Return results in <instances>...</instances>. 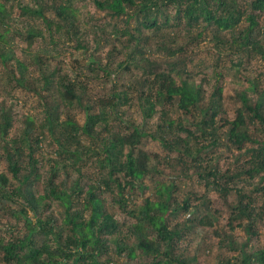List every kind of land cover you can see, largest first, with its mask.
I'll return each mask as SVG.
<instances>
[{
    "label": "trees",
    "instance_id": "trees-1",
    "mask_svg": "<svg viewBox=\"0 0 264 264\" xmlns=\"http://www.w3.org/2000/svg\"><path fill=\"white\" fill-rule=\"evenodd\" d=\"M9 1L16 3L20 14L41 19L51 37L53 32L65 30L80 40L82 27L71 9L73 0H54L59 1L57 7L45 3L36 8L22 5L19 0H0V27L5 25ZM90 1L112 19L125 23L119 29L115 21L112 28L116 36L125 37L121 49L134 70L121 68V61L102 67L92 54L86 60L87 74L80 69V75L92 76L104 84L110 83L111 76L119 80L117 76L125 71L137 74L125 84L113 83L109 93L94 102L78 79L65 81L57 71L48 73L49 67L39 55L32 57L35 63H26L6 54L0 33V77L36 93L45 114L38 131L30 115L22 117L23 133L17 136L13 134L11 116L0 111V141L4 143L0 147L7 167L0 173V217L22 218L24 225L23 232L7 240L0 238V264H118L119 258H126L128 264H203L199 253L189 254L181 243L197 227H213L221 213L210 207L205 196L182 192L177 180L187 178L189 171L203 180L207 192L216 193L222 200L230 192L235 196L234 204L226 207L227 230L212 232L218 249L224 253L215 264H264V244L259 248L249 245L250 239L257 237L252 228L264 215V185H260L264 181V92L256 93V81L250 83V88L234 92V116L228 118L221 103L222 67L217 64L226 50L247 57L257 54L264 59L260 40L264 29L258 21L264 12V0H242L241 8L237 0ZM52 8L62 24L45 18L44 12ZM130 21L133 25L128 28ZM242 22L245 26L239 29ZM180 25L185 35L181 43H176L172 28ZM35 32L32 27L26 30L27 47L38 35ZM100 32L105 34L103 28ZM204 33L217 48V69L196 81L189 68L193 56L190 48ZM221 33L226 34L225 40L219 37ZM145 45L155 57L145 53ZM11 60L16 64L14 72L9 69ZM32 66H38L43 81L40 87L29 74ZM52 78H56V98L50 91ZM246 90L257 95L253 101L248 100ZM129 97L138 103L143 120L156 116L153 129L132 119L124 121L120 105ZM59 104L67 109L64 119L59 118ZM75 106L84 112L83 124L70 114ZM43 127L51 134L49 142L56 150L44 174L37 167L36 154L46 137ZM81 133L91 143H83ZM223 136L241 152L232 160L233 165L225 164L220 169L226 158L212 149L220 145ZM147 137L166 151L161 160L150 157L140 147ZM244 143L250 146L243 147ZM171 153L175 156H168ZM88 163L95 169L84 175L80 170ZM161 165L167 169L166 175L159 170ZM74 172L78 175L73 177ZM157 175L160 178L154 179ZM255 177L257 183L248 190L237 187ZM147 178L153 180L151 187L143 183ZM147 190L148 196L138 203ZM258 198L260 204L255 206ZM6 201H14L18 207L11 208ZM55 202L64 209L60 224L46 215ZM179 216L188 218L178 221ZM236 228L243 238H234Z\"/></svg>",
    "mask_w": 264,
    "mask_h": 264
},
{
    "label": "rangeland",
    "instance_id": "rangeland-1",
    "mask_svg": "<svg viewBox=\"0 0 264 264\" xmlns=\"http://www.w3.org/2000/svg\"><path fill=\"white\" fill-rule=\"evenodd\" d=\"M18 2L30 8H36L39 4L44 5L45 3H53L56 7L59 4V1L55 3L54 0H39V2L37 0H19ZM236 4L238 8H241L243 1L237 0ZM71 9L74 11L77 16L78 23L81 24L82 27L79 35L80 40L76 39L71 34L68 35L65 30H61L59 34H54L53 32L52 39L45 23L42 22L41 19H32L29 15L20 14L14 1H9L6 5L8 15L4 20L5 25L0 27V33L3 34L4 42L7 46L5 49L6 54H12L17 60L26 63H35L36 61L35 59H32V57L36 54L39 55L42 63L48 65V73L53 70L55 72L57 71L58 75L63 76L65 81L78 79L84 89H87V94H89L88 97L94 102L96 98L104 97L108 94L113 83H117V85L125 84L128 80H132V77L137 75H129L127 73L130 72L125 71V74H119V76H117L120 78L119 80H117L115 76H111L110 83L105 82L104 84L96 82L92 79V76L80 75L82 71L87 74L88 70L85 67L86 60L92 54H95L96 57L99 58L102 67L105 65L111 66L112 62L113 64H116L119 61L122 62L121 68H123V66H128V61L123 55V49H121V43L124 41L125 37L116 36L112 28L115 21L119 29H123L125 27V23L122 20L112 19L107 13L98 9L90 0H73ZM257 14L259 15V13ZM44 16L47 20H52L55 23L62 24L60 18L56 16V12L53 8L46 10L44 12ZM258 21L261 28L264 29V12L259 15ZM132 25L133 24L130 21L128 28ZM244 26L245 23L242 22L238 27L241 29ZM29 27L35 29V33L38 32V35L34 38L31 47H27L28 43L24 39L26 35L25 32ZM102 28L105 31L104 35L100 32ZM172 29L177 38L176 43H181L182 38L185 35L181 25L178 28ZM192 34H195V32L193 31ZM225 35V33H221L219 34V37L225 40ZM161 37V34L157 36L159 39ZM211 39L212 38L207 33H204L201 37H199V40H196L197 44L195 46L192 45V47H194L190 48V54L193 56L192 62L189 64V68L192 70V75L195 76L194 80L196 81L209 75L212 69H217V66L215 65L217 48L213 46L214 43ZM260 40L262 44H264V32L261 34ZM143 48L147 50L145 53L151 58L155 57V53H148L147 45ZM117 52H120V55H118ZM158 57L161 59L160 56ZM220 57V61L217 64H220V67H222V70L220 71L222 74L220 82V86L222 87L221 103L222 107L226 110L228 118H232L234 116V106L236 104V101L234 100V92H239L245 87L250 88V83L253 81H256L258 84L255 87L256 93L262 91L264 92V59L259 57L257 54H251L247 57L245 54H234V52L230 50H226V53L222 54ZM8 65L10 66L9 69L14 72L16 67L14 60L9 61ZM235 66H237V68ZM37 68L32 66L28 69L30 76L35 79V85L40 87L42 86L43 81ZM128 68L134 70L132 67L128 66ZM80 69H82V71H79ZM218 69H220L219 66ZM55 79L56 78H52L50 80V91L54 98H56V87L54 85ZM203 86H205V83ZM42 94L44 95L45 93L42 92ZM245 94L249 101H253L257 96L251 90H246ZM1 110L7 112L11 116L14 121L12 124L14 129L13 134L17 136H20L22 135L21 133H23L22 130L24 128V121L22 120V117L27 114L30 115L34 119L35 130L38 131L39 124L44 121L45 116L44 107L40 104L39 97L36 93L15 86L13 80L4 76L0 77V111ZM120 110L122 111L124 121L132 119L137 124L144 123L143 125L146 129L154 128L156 116L143 120L138 103L133 97H129L127 103L121 104ZM57 111L59 112V118L64 119L65 114L67 113L66 107L59 104ZM70 114L72 116H76V119L80 122V124L84 123L85 116L81 108L75 106L70 110ZM220 115L221 114L219 113V116ZM222 117L224 116L222 115ZM117 123L118 121H116V124ZM124 124L125 122H123V125ZM247 128L250 132L251 129L249 127ZM42 130L46 137H44L43 144L36 149V154H38L39 157L37 167L41 169L40 172L44 174L46 173L47 168H49L48 159L51 158V160H54L56 157V150L55 145L49 142V136L51 134L48 132L47 128L43 127ZM80 136L83 143H91V139L85 134L81 133ZM0 143L4 144L3 140H1ZM249 146V143H244L243 145V147ZM140 147L143 148L150 157L156 156L158 160H161L165 155H167L161 145L156 140H151L149 137L142 140ZM212 151L216 155L219 153L226 158V160H224V162L219 166L220 169H224L225 164L233 165L234 162L232 160L236 156L238 157L236 154L241 152L236 150L230 143H227L224 136L223 138L221 137L220 145L217 146L216 149L213 148ZM168 156L173 157L175 156V153L168 154ZM239 163L240 162L236 165ZM6 169L7 167L3 156V148L0 147V173L4 172ZM94 169L95 168L88 163V166H86L84 170L80 171H82V174L86 175L93 173ZM159 170H162L163 174L166 175L167 169L164 166L159 167ZM68 172L71 173L70 171ZM7 174L11 175L10 172H7ZM77 175L78 173H73V177ZM64 177L65 175H62V178ZM158 177L160 178V175L154 176V179H157ZM152 181V179L147 178L143 183L147 187H151L153 185ZM257 181L258 179L255 177L250 181L241 182L237 187L248 190L250 188L249 186L256 184ZM177 184L182 185L181 188L183 193L192 192V196L194 194L196 196H205V198L209 201L210 207L221 213L213 227H197L194 229L193 235L185 238L181 243V245L185 246L189 254L195 252L199 253L203 264H215V261L218 259L220 254L224 253L218 249L216 245L217 239L212 232L214 230H223V232L227 230L225 226L228 216L226 207L227 204H234L235 196L233 192H230L229 195L222 200L216 193L207 192L203 185V180H199L191 171H189L187 178H180L177 180ZM262 184L264 185V181L260 183V185ZM42 187L43 186L41 184L38 189L41 190ZM149 192V190L144 191V193L138 198V203L144 197L148 196ZM180 198L181 195H178L177 199L179 200ZM6 203L9 204L11 208L18 207L14 201H6ZM259 204L260 198L256 199L255 206ZM46 215L58 219L60 224L64 215V209L59 207L57 202H55L52 204L51 208L49 207ZM184 218L188 217L179 216L177 220L182 221ZM252 229L257 233V237L251 238L249 245L253 246V248H259L264 244V215L260 221L256 222V225L253 226ZM23 231L24 225L22 218H16L15 216L10 215L0 217V238H5V240H7L11 235H15L16 233ZM232 234L234 238L237 237V239L243 238L242 236H244L242 231L238 228H236ZM225 255L229 256V253L227 252ZM112 256H114V254ZM118 264L128 263L126 258H119ZM134 264H136V262H134Z\"/></svg>",
    "mask_w": 264,
    "mask_h": 264
}]
</instances>
